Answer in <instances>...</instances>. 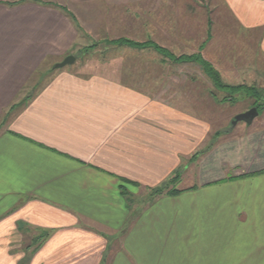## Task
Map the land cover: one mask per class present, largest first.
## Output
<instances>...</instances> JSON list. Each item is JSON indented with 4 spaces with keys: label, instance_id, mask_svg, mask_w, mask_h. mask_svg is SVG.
<instances>
[{
    "label": "crops",
    "instance_id": "crops-1",
    "mask_svg": "<svg viewBox=\"0 0 264 264\" xmlns=\"http://www.w3.org/2000/svg\"><path fill=\"white\" fill-rule=\"evenodd\" d=\"M221 1L264 53V0ZM130 3L0 0V264H264L261 135L217 158L198 115L87 58ZM193 162L199 183L149 198Z\"/></svg>",
    "mask_w": 264,
    "mask_h": 264
},
{
    "label": "rangeland",
    "instance_id": "rangeland-1",
    "mask_svg": "<svg viewBox=\"0 0 264 264\" xmlns=\"http://www.w3.org/2000/svg\"><path fill=\"white\" fill-rule=\"evenodd\" d=\"M121 5H128L131 13H136V19L127 20L131 26L121 29L120 37L136 41L151 39L175 55L196 52L210 28V40L202 50L203 57L218 70L224 83L253 86L261 98L256 100L239 92L223 101L226 93L214 89L197 64L165 61L151 49L113 47L103 40L97 42L98 52L87 58L110 60L102 67L106 71L112 73L114 68H119L120 73L130 74V83L136 87L160 93L165 100L198 115L201 125L209 129L206 139L210 133L218 132L214 140L217 158L226 149L223 144H230L231 140L244 142L261 135L264 144V53L257 50L252 39L245 41L244 32L239 30L221 0H135V3ZM255 105L259 106L258 115L253 120L231 124L236 114ZM202 154L201 164L209 161L207 153ZM197 164L184 165L177 188L199 183ZM221 166L224 168L223 164Z\"/></svg>",
    "mask_w": 264,
    "mask_h": 264
},
{
    "label": "trees",
    "instance_id": "trees-1",
    "mask_svg": "<svg viewBox=\"0 0 264 264\" xmlns=\"http://www.w3.org/2000/svg\"><path fill=\"white\" fill-rule=\"evenodd\" d=\"M208 30H210V28H207L206 30V34H207L206 40H204L198 46L196 52L190 54L175 55L172 52H170L168 49L158 45L156 42H154L151 39H147L145 41H136V40L127 39L125 37H119L117 39H113L110 41L108 40L106 43L115 47H125V48L127 47L133 50L151 49L156 53H158L159 55H161L165 61L169 60L170 62L175 64L186 63V62L195 63L201 68V70L207 76V78H209L214 89L226 93V96L222 98L223 101H227L228 97H232L233 93H239V92H244L246 95L253 96L256 98V100L260 99L261 97L258 90H256V88H254L253 86L246 84L231 85L224 83L222 81V78L218 70L213 66L212 63H210L208 60H206L203 57L202 50L204 49L206 42L210 40V33ZM230 101L233 102V98H231ZM179 179H180V174H175L172 177H170L165 184L150 189L149 198H154L161 194L174 195L176 193H179L181 189L177 188L176 186Z\"/></svg>",
    "mask_w": 264,
    "mask_h": 264
},
{
    "label": "water",
    "instance_id": "water-1",
    "mask_svg": "<svg viewBox=\"0 0 264 264\" xmlns=\"http://www.w3.org/2000/svg\"><path fill=\"white\" fill-rule=\"evenodd\" d=\"M74 59L75 57L73 55H68L61 62L55 64V67L58 68L71 64L74 61ZM257 115H258V110L256 107L253 106L244 112L236 114L233 120L231 121V124L235 125L239 121L249 122L253 120Z\"/></svg>",
    "mask_w": 264,
    "mask_h": 264
},
{
    "label": "flooded vegetation",
    "instance_id": "flooded-vegetation-1",
    "mask_svg": "<svg viewBox=\"0 0 264 264\" xmlns=\"http://www.w3.org/2000/svg\"><path fill=\"white\" fill-rule=\"evenodd\" d=\"M250 107H253V106H250ZM254 107H256V106H254ZM257 108V107H256Z\"/></svg>",
    "mask_w": 264,
    "mask_h": 264
}]
</instances>
